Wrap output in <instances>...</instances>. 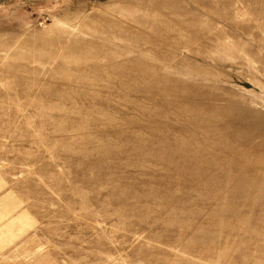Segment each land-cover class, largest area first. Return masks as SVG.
Segmentation results:
<instances>
[{"label": "rangeland", "instance_id": "rangeland-1", "mask_svg": "<svg viewBox=\"0 0 264 264\" xmlns=\"http://www.w3.org/2000/svg\"><path fill=\"white\" fill-rule=\"evenodd\" d=\"M0 164L47 264H264V0H0Z\"/></svg>", "mask_w": 264, "mask_h": 264}, {"label": "crops", "instance_id": "crops-1", "mask_svg": "<svg viewBox=\"0 0 264 264\" xmlns=\"http://www.w3.org/2000/svg\"><path fill=\"white\" fill-rule=\"evenodd\" d=\"M8 171L0 164V264H47L46 225L42 233L30 197Z\"/></svg>", "mask_w": 264, "mask_h": 264}]
</instances>
